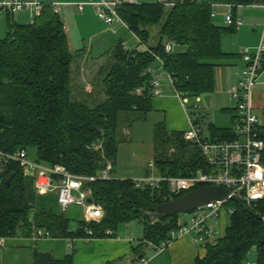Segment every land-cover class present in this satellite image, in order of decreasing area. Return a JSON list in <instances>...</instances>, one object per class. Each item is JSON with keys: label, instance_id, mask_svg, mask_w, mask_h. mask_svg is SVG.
Returning a JSON list of instances; mask_svg holds the SVG:
<instances>
[{"label": "trees", "instance_id": "obj_1", "mask_svg": "<svg viewBox=\"0 0 264 264\" xmlns=\"http://www.w3.org/2000/svg\"><path fill=\"white\" fill-rule=\"evenodd\" d=\"M166 1L173 6L156 1L120 6L118 15L127 30L149 51H140L138 45V49H125L117 43L81 84L73 82L74 56L60 15L50 5L43 4L32 24H17L6 14L7 31L0 40V241L19 233L29 236L34 228L48 232L53 239H102L114 236L121 226L140 222L142 243L133 249L140 260L145 243L158 248L177 229L176 215L161 221L149 216L159 205L187 193L172 195L166 183L156 188L116 179L119 147L129 141L132 127L152 111L156 97L150 82L155 75L162 76L160 90L163 79L169 84V77L174 93L197 99L214 91L215 68L237 58L221 48L222 38L233 34L236 27L215 25L211 5L217 6L216 11L224 8L233 13L238 7L264 6V0ZM167 44L172 45L168 53ZM175 47L183 50L174 52ZM149 67L155 75H145ZM86 85L90 91L85 90ZM97 96L101 98L95 100ZM235 118L233 115V125ZM232 132L233 127L211 125L208 139H233ZM183 134L168 132L163 122L154 125L155 175L188 177L198 169L211 171L198 147ZM30 150L36 153L35 162L61 165L75 176L96 177L110 164L109 180L83 183L101 207L102 217L90 223L78 221L76 229L70 230L71 221L64 213L31 201L22 167L7 157ZM149 174L147 169L145 176ZM225 207L233 210L229 227L205 247L204 258L195 264H244L253 248L256 264H264V200L255 208L236 201ZM106 231L111 235L106 236ZM31 264H72V257L56 260L50 253L35 251Z\"/></svg>", "mask_w": 264, "mask_h": 264}, {"label": "crops", "instance_id": "obj_2", "mask_svg": "<svg viewBox=\"0 0 264 264\" xmlns=\"http://www.w3.org/2000/svg\"><path fill=\"white\" fill-rule=\"evenodd\" d=\"M32 2L33 0H22ZM92 0H40L46 5L57 4L59 15L64 24L66 34L72 33L73 24L80 30L81 28L97 29L99 28L95 8L89 4ZM85 4L82 11H79L77 5ZM228 9L220 8L216 11L213 22L217 21L219 15L223 16L221 25L225 27V13ZM0 13V37L7 31L6 14ZM233 19H239L241 26L235 28V32L222 38L221 48L226 54H234L236 59L223 61L221 65L214 70V91L211 94L203 95L195 99L193 108L198 111L217 109L225 118H229V126L211 125L217 128H232L233 115L236 102L231 97V91L238 87L241 79V71L244 63L241 58L242 50L253 53L258 47L264 30V6L238 7L232 13ZM25 24H32L35 16L29 12L24 13ZM97 18V19H96ZM101 21L100 19H98ZM13 21L14 16H13ZM16 23V22H15ZM18 24V23H17ZM21 24V23H20ZM105 24V23H103ZM23 25V24H21ZM108 26V25H107ZM109 27L112 34L121 33L123 37L118 42L124 44L128 49H138L133 35L119 24H113ZM105 29V28H104ZM130 33L131 38H125ZM4 36L1 39L4 38ZM96 34L89 37L93 38ZM82 40L85 35L79 36ZM78 38V40L80 39ZM264 40V34H263ZM114 45V46H115ZM113 46V47H114ZM113 49V48H112ZM75 55L72 64V79L75 83H84L88 75H84L82 70L87 69L88 56L90 54L83 48ZM101 60H95L91 66V71L95 69ZM87 74L89 71H86ZM160 96L152 100V111L143 122L136 123L129 132V141L119 147L116 169L114 177L118 180L136 181L143 178L147 172V166L153 161V128L160 122L165 124L168 132H185L190 128L192 118L188 115L187 106L182 104L175 95L172 86L167 81H162ZM200 105V106H199ZM251 105L254 114L258 118L259 124L264 129V67L259 73L256 84L252 89ZM195 106V107H194ZM207 121V115L203 124ZM194 122V121H193ZM199 125V124H198ZM200 126V125H199ZM201 127V126H200ZM202 134V129H201ZM31 178L27 179V193L31 201L39 207L46 208L42 200L48 195H36ZM31 185V186H30ZM55 193V192H53ZM51 194V193H50ZM56 201V196H55ZM47 209V208H46ZM69 210V209H68ZM82 211V209H81ZM83 213V211H82ZM84 218V216H83ZM83 218L81 220H83ZM79 220V221H81ZM71 221V220H70ZM78 222V221H77ZM77 224V223H76ZM143 225L140 222H134L121 226L114 236L102 239L80 238V239H53L37 238L33 231L29 236L19 235L4 239L0 242V264H31L35 251L50 253L56 260H62L66 256L72 257V264H130L137 261L134 255V248L142 243ZM163 246V242L159 247ZM206 254L204 247L193 244L188 238L176 240L168 248L157 250L154 245L145 243L143 248V258L149 260V264H195L196 260H201Z\"/></svg>", "mask_w": 264, "mask_h": 264}, {"label": "built area", "instance_id": "obj_3", "mask_svg": "<svg viewBox=\"0 0 264 264\" xmlns=\"http://www.w3.org/2000/svg\"><path fill=\"white\" fill-rule=\"evenodd\" d=\"M200 1V0H197ZM165 7H172L173 3L166 0H156ZM138 0H92L89 2L95 8L96 15L103 23L110 26L119 24L127 29L126 24L118 15V8L124 4L134 5ZM85 4L77 5L79 11L83 10ZM43 3L40 0L24 2L22 0H0V12L14 16L20 12H29L36 16L40 13ZM215 10L211 16L216 15V5H211ZM53 13L59 14L57 4H51ZM226 26L234 25L236 28L241 26L239 19L234 20L231 10L228 9L224 19ZM264 34V30H263ZM263 34L261 41L253 53L247 50L241 52L244 63L241 71V79L238 87L231 91V97L236 102L235 122L233 125V139L209 140L202 138L201 127L190 121V128L184 132L183 137L198 147L210 172H203L198 169L188 177H160L155 175L153 163H149L147 168L150 171L148 176H144L135 182L148 184L150 187L158 188L159 184L166 183L170 194L178 196L181 193L196 191L199 187H220L227 191V196L220 201H212L205 206L193 211V215L188 222H179L177 229L169 233L168 239L163 242V250L172 245L176 240L188 238L193 244L206 247L214 244L219 236V226L217 225L221 214L232 215L233 210L225 206L229 201H236L245 204L249 208H255L259 201L264 200V129L258 122L251 105V94L254 85L262 70L264 60V40ZM140 51H149L141 45L140 40L134 36ZM125 49L127 47L121 44ZM172 49L171 44L165 46L168 53ZM157 62L162 66L161 60L156 57ZM83 71V70H82ZM154 69L149 67L146 74H154ZM161 75H155L150 82V89L153 97L161 94L160 79ZM169 84L173 87L171 78L167 77ZM142 89L137 93L141 94ZM183 105L187 103L185 97L175 92ZM17 162L22 167L24 177L31 178L33 188L38 196H45L56 193V203L60 212H66L70 207H79L83 211V220L87 223L95 222L102 217V210L98 204H88L86 200L92 198L90 191L83 187L84 182L96 180L106 181L111 178V165L107 164L96 177H82L70 174L63 166H44L27 158L25 151H19L14 155L7 156ZM201 187V188H202ZM200 188V189H201ZM218 227L216 230L215 228ZM89 237L92 231L88 230ZM33 235L37 238L49 237V233L40 229H33ZM111 235L106 231V236ZM1 242V241H0ZM133 264V263H130ZM134 264H149V260L141 258ZM244 264H253L245 262Z\"/></svg>", "mask_w": 264, "mask_h": 264}, {"label": "rangeland", "instance_id": "obj_4", "mask_svg": "<svg viewBox=\"0 0 264 264\" xmlns=\"http://www.w3.org/2000/svg\"><path fill=\"white\" fill-rule=\"evenodd\" d=\"M156 0H138V3H154ZM1 15L5 14L3 12ZM25 12H20L16 15H14V20L16 23L18 24H25V19H23V17ZM5 16V15H3ZM97 17V16H96ZM223 16L219 15L217 21H214V24H222L221 23V19ZM97 19V18H96ZM97 21L100 23L97 24L99 28L95 29H87V28H81L80 30L76 27L75 24H73L72 27H74V29H72V33L70 31V33L68 34V40H69V44H70V49L71 52L73 53L74 59H77L75 57L76 54H78L83 48H85L88 53L90 54V56H88V64L89 66H87V69L84 68L83 69V73L84 75H88V77H90L91 75H93L95 69L91 71V66L93 64V62L95 60H101L103 61L104 59L106 60L110 53L111 50L113 48V46L115 45L116 42H118V39L120 37H123V35L121 33L118 34H112L110 29H112V27L107 26L106 24H103L102 21H99L97 19ZM105 28V29H104ZM153 32V31H152ZM92 34H96V36H94L93 38H90L89 36ZM81 35H85L87 37H84V40H82L79 36ZM4 36V34L0 37L2 38ZM78 38H80L78 40ZM125 38H131L130 33H127V35H125ZM174 52H180L183 49L182 48H174L173 49ZM243 51V50H242ZM86 71H89V73L87 74ZM72 75H73V70H72ZM163 81H165V79H163ZM85 90L90 91V87L88 85H86ZM101 97H98L95 100L100 99ZM189 101V105L187 106V110H188V115L190 118H192L193 121L198 122V124L201 126L202 129V138H209V127L207 128V124H215L217 126H224L227 127L229 126V118L228 117H223L220 112L217 111V109H213V110H206V111H198V109L193 108L192 106L195 105V99H188ZM200 106V105H199ZM195 107V106H194ZM207 115V121L203 124L204 119ZM27 158L31 161H34L36 159V153L34 150H30L27 153ZM32 183V182H31ZM31 186V185H30ZM55 196L56 193H51L48 195V197L43 198L42 200L44 201V203L46 205H44L47 209L52 210L55 213H59L60 209L55 201ZM64 214L66 215V217H68L71 220L70 223V230H75L76 229V223L77 221L81 220L83 218V213L81 211V208L79 207H70L69 210H67L66 212H64ZM193 215V212L187 213V214H177L176 218L178 219L179 222H188L189 219L191 218V216ZM229 215H225V214H221L220 219L217 222V225L219 226V236L222 235L225 231V229L227 227H229ZM135 224L137 222H134ZM218 227L215 228V230ZM218 230V229H217ZM216 230V231H217ZM246 262L248 263H253L256 264L257 263V252L255 250V248H253L249 254L247 255L246 258Z\"/></svg>", "mask_w": 264, "mask_h": 264}, {"label": "water", "instance_id": "obj_5", "mask_svg": "<svg viewBox=\"0 0 264 264\" xmlns=\"http://www.w3.org/2000/svg\"><path fill=\"white\" fill-rule=\"evenodd\" d=\"M6 186H9V180L6 182ZM226 196L227 191L223 188L203 187L196 191L189 192L170 202L159 205L155 213L149 217L152 221H161L165 218H171L177 214H187L212 201L223 200ZM86 202L91 204L92 198H88Z\"/></svg>", "mask_w": 264, "mask_h": 264}]
</instances>
